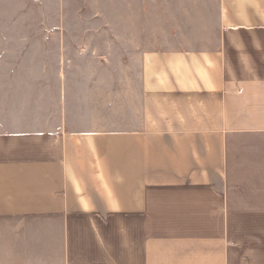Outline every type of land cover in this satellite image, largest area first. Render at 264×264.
Returning <instances> with one entry per match:
<instances>
[{
  "label": "crops",
  "instance_id": "1",
  "mask_svg": "<svg viewBox=\"0 0 264 264\" xmlns=\"http://www.w3.org/2000/svg\"><path fill=\"white\" fill-rule=\"evenodd\" d=\"M0 264H264V0H0Z\"/></svg>",
  "mask_w": 264,
  "mask_h": 264
}]
</instances>
